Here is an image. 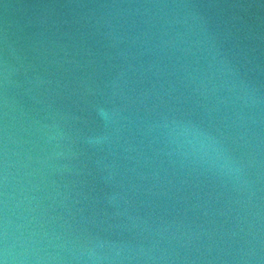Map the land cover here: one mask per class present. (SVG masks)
<instances>
[{
    "label": "water",
    "instance_id": "obj_1",
    "mask_svg": "<svg viewBox=\"0 0 264 264\" xmlns=\"http://www.w3.org/2000/svg\"><path fill=\"white\" fill-rule=\"evenodd\" d=\"M0 264H264V0H0Z\"/></svg>",
    "mask_w": 264,
    "mask_h": 264
}]
</instances>
